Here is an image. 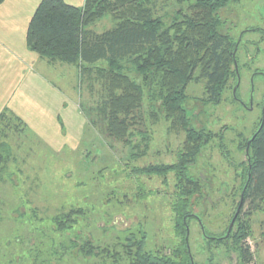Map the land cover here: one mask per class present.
<instances>
[{"label":"rangeland","instance_id":"1","mask_svg":"<svg viewBox=\"0 0 264 264\" xmlns=\"http://www.w3.org/2000/svg\"><path fill=\"white\" fill-rule=\"evenodd\" d=\"M230 2L220 16L226 24L225 32L241 42L240 94L248 103L253 90L255 105L252 112L244 110L229 88L220 105L214 106L204 81L193 82L187 89L189 100L185 106L193 128L213 135L206 146L195 149L196 161L188 168V176L202 186L200 197L194 200L196 218L189 229L196 264H241L234 239L226 244L225 238L245 182L248 155L246 145L240 148L241 140H250L262 120L264 80H252L251 75L255 70H264V0ZM158 8V15H167V20L179 11L171 3L158 2ZM114 26L109 16L91 30L101 34ZM87 85L77 81V106L86 124L79 131L72 129L70 137L65 136L66 145L58 151L32 131L26 136L10 137L15 158L8 171L14 174L10 181L0 182V264L113 263L114 258L106 254L94 258L76 255L69 237L79 234H83L82 240L90 237L96 246L114 250L116 260L121 262L126 257L125 239L139 235L142 229L149 236L150 251L169 253L168 247L176 243L173 205L180 193L176 175L146 177L136 170L176 164L179 156L191 148L186 134L168 131L170 123L162 121L153 127L146 156L133 161L129 145L105 138L100 128L89 124L86 110L92 105L101 106L104 99H100V91L92 93ZM132 141L137 144L140 139ZM140 150H145L144 143ZM250 206L249 202L244 205V215L250 212ZM260 207L263 211L247 217L253 223V235L245 243L251 248L255 264H264V203ZM74 208L85 212L78 219L77 234L59 236L52 219ZM236 231L237 226L233 234Z\"/></svg>","mask_w":264,"mask_h":264},{"label":"trees","instance_id":"2","mask_svg":"<svg viewBox=\"0 0 264 264\" xmlns=\"http://www.w3.org/2000/svg\"><path fill=\"white\" fill-rule=\"evenodd\" d=\"M5 1L0 0V6ZM158 2L174 4L179 11L167 20V15H158ZM230 3V0H86L84 7L77 8L63 0L40 2L28 27V48L43 58L74 65L80 74V84L88 83L92 93L100 91L103 104L86 110L90 125L100 128L105 138L129 145L133 161L146 156L153 127L162 121L170 123L168 131H183L191 147L174 165H150L136 170L146 177L176 175L180 191L173 205L176 243L168 247L169 253L150 251L149 236L142 229L139 235L125 239L123 262L116 260L114 250L96 246L90 237L82 240L83 234L69 237L76 255L94 258L106 254L114 258L112 264H196L187 229L196 218L194 200L200 197L202 186L188 176V168L196 161V151L211 142L213 135L193 128L185 106L189 100L186 92L191 83L204 81L209 101L218 106L225 92L237 87L235 64L242 74L238 57L241 42L225 32L226 24L220 16ZM109 16L115 21L113 29L101 34L91 30ZM231 82L233 86H229ZM28 133L25 123L10 110L0 114V182L10 181L14 174L8 171L15 158L10 137ZM220 137L223 139V135ZM134 138L140 141L132 144ZM143 143L145 150L141 151ZM249 143L241 197L244 193L243 207L249 202L250 212L244 215L242 207L225 238L226 244L234 239L241 264H255L251 248L245 242L253 235V223L247 217L263 211L260 203H264V116L252 138L241 140L240 148L246 145L247 149ZM84 215L83 208L57 215L52 219L55 232L62 237L76 235L78 219ZM115 222L114 219L113 229ZM235 226L237 231L233 234ZM202 231L205 234L203 228ZM216 242L222 244L220 240Z\"/></svg>","mask_w":264,"mask_h":264},{"label":"crops","instance_id":"3","mask_svg":"<svg viewBox=\"0 0 264 264\" xmlns=\"http://www.w3.org/2000/svg\"><path fill=\"white\" fill-rule=\"evenodd\" d=\"M41 1L6 0L0 6V114L10 110L58 151L65 136L86 122L77 106V67L28 48V27ZM63 1L82 8L86 0Z\"/></svg>","mask_w":264,"mask_h":264},{"label":"flooded vegetation","instance_id":"4","mask_svg":"<svg viewBox=\"0 0 264 264\" xmlns=\"http://www.w3.org/2000/svg\"><path fill=\"white\" fill-rule=\"evenodd\" d=\"M235 65H236V72H237V77H238V84H237V87L233 90L234 101L238 103L244 110L252 112L254 110V105H255L254 98H253L254 91L252 90L248 103L245 102L243 97L240 94L242 74H240L239 72L238 65L237 64ZM251 76H252V80L255 79L256 77L262 78L264 80V70H260V69L255 70ZM263 110H264V96H263L262 111H261L262 118H263ZM246 154H247V149H246Z\"/></svg>","mask_w":264,"mask_h":264},{"label":"water","instance_id":"5","mask_svg":"<svg viewBox=\"0 0 264 264\" xmlns=\"http://www.w3.org/2000/svg\"><path fill=\"white\" fill-rule=\"evenodd\" d=\"M263 116H264V110H263ZM249 146H250V143L248 144L247 155L249 154ZM243 204H244V193H243V195L241 197V201H240L239 207L237 209V212H236V214H235V216H234V218H233V220H232V222H231V224L229 226L228 235L231 233V231L233 229L234 223H235L236 218L238 217V215H239V213H240V211H241V209L243 207ZM187 235L189 237V230L188 229H187ZM188 237H187V239H188Z\"/></svg>","mask_w":264,"mask_h":264}]
</instances>
